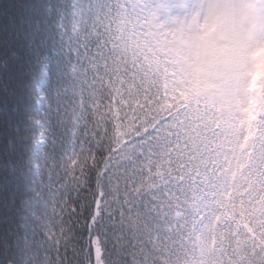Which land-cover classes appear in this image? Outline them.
Listing matches in <instances>:
<instances>
[{
    "label": "snow or ice",
    "instance_id": "snow-or-ice-1",
    "mask_svg": "<svg viewBox=\"0 0 264 264\" xmlns=\"http://www.w3.org/2000/svg\"><path fill=\"white\" fill-rule=\"evenodd\" d=\"M154 16L27 0L0 27V88L11 60L35 108L0 145V264H264V117L248 137L163 89L125 39Z\"/></svg>",
    "mask_w": 264,
    "mask_h": 264
},
{
    "label": "clouds",
    "instance_id": "clouds-1",
    "mask_svg": "<svg viewBox=\"0 0 264 264\" xmlns=\"http://www.w3.org/2000/svg\"><path fill=\"white\" fill-rule=\"evenodd\" d=\"M165 17L125 34L160 86L251 137L264 117V0H158Z\"/></svg>",
    "mask_w": 264,
    "mask_h": 264
},
{
    "label": "trees",
    "instance_id": "trees-1",
    "mask_svg": "<svg viewBox=\"0 0 264 264\" xmlns=\"http://www.w3.org/2000/svg\"><path fill=\"white\" fill-rule=\"evenodd\" d=\"M27 0H0V27L7 32V24L9 18L16 15L19 8L23 7ZM7 57V51H0V58ZM9 70L11 79L9 80L6 88H0V103L7 104L8 110L0 113V145L16 133L14 131L18 122L22 120L26 113L25 106H32L35 111L34 105L25 95V89L18 86V81L22 79L20 75H16V65L9 60ZM19 107V111H14ZM217 128H220V123L217 122ZM21 131L24 129L21 127Z\"/></svg>",
    "mask_w": 264,
    "mask_h": 264
}]
</instances>
